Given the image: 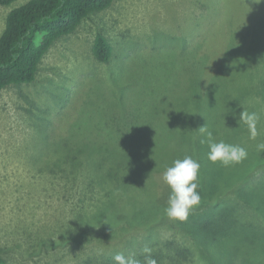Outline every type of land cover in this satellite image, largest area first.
I'll list each match as a JSON object with an SVG mask.
<instances>
[{"label": "rangeland", "instance_id": "obj_1", "mask_svg": "<svg viewBox=\"0 0 264 264\" xmlns=\"http://www.w3.org/2000/svg\"><path fill=\"white\" fill-rule=\"evenodd\" d=\"M27 1L0 5V35L10 11ZM214 1L116 0L57 41L35 81L0 92V247L8 264H79L95 252L126 257L158 241L186 248L183 264L224 263L167 219L170 225L153 224L152 235L135 226L103 243H86L75 227L84 204L95 209L94 222L111 216L123 188L115 185L108 198L101 191L113 189L118 165L164 207L172 191L164 173L190 156L197 108L218 131L215 142L248 152L229 167L207 159L211 188L222 187L207 203L241 198L228 253L232 264H264V151L257 148L264 143V0H217L216 15ZM98 33L113 45L108 63L93 55ZM244 108L260 118L256 139L239 122ZM247 176L257 186L239 189Z\"/></svg>", "mask_w": 264, "mask_h": 264}, {"label": "trees", "instance_id": "obj_2", "mask_svg": "<svg viewBox=\"0 0 264 264\" xmlns=\"http://www.w3.org/2000/svg\"><path fill=\"white\" fill-rule=\"evenodd\" d=\"M14 1L0 0V5H9ZM115 1L28 0L21 6L10 11L7 16L6 27L0 35V92L10 85H22L35 81L44 57L54 44L61 38L75 33L81 24L92 14L105 11L112 7ZM213 7V13L216 15L218 13L216 12L217 0L213 2ZM214 18L211 17V19ZM243 48L247 49L248 47L243 46ZM92 51L94 57L99 62L108 63L113 57L114 48L106 35L98 33L95 37ZM218 64L220 63H215L213 66L215 71ZM200 113L205 117L207 116L206 111L197 108L196 114L198 117L197 123L195 124L196 139L193 141V145L190 144L192 149L190 156L200 164L199 187L197 191L200 194L201 200L200 206L195 208L198 214L193 213L191 217H187L188 220L181 221L174 219L172 222L173 218L170 220L171 218L165 212V209L168 207L170 194L164 207L159 208L157 206L156 195L152 196V198L150 197L151 195L145 196L144 192L146 188L144 185L139 184L140 181H135V184L132 185L131 179L133 176L127 182L122 177L125 173L123 167L118 165L114 169V174L113 170H111V174H113L115 179V182L111 184L113 189L109 191L106 186L101 191L102 195L108 198L107 194H110L115 189V185L123 188V190L118 189L115 191L120 192V194L111 203V216L107 219L95 220L94 222L89 219V214L95 211V209L90 207L91 210L86 211L85 204L82 206L84 209V214L82 213L83 220L76 224L75 227L84 230L81 236L86 243H103L106 239L119 238L118 236L120 234L122 235L130 227L135 226L145 228L148 235H152L157 229L153 224L161 220L164 224H168L169 222L172 225L185 229L196 238L201 239L206 251L208 249L211 251L212 249L219 251L220 257L218 259L220 261L224 259L227 264L234 262L231 261V255L228 253L226 241L233 235L237 220L240 219L241 198L236 197L233 199L231 197L226 198V200L222 198L218 200V203H207V199L213 198L217 194L220 196V189L222 187L218 188L221 186L220 182L217 187L211 188L207 171V159L210 148L207 143H201V140L205 139V137L200 134L199 127L207 125V128L212 132L215 139L218 131L211 129L208 123L205 124L201 120ZM228 113L229 117L223 125H225L227 131H230L232 126L228 120L233 115L232 112ZM261 170H264L263 166ZM131 174L133 175V173ZM134 176L136 175L134 174ZM241 180L243 182L238 186L239 189L257 186L259 179L255 180L252 178L250 180L247 176ZM133 187L134 189H132ZM99 209H106V207H99ZM165 219L168 222L165 223ZM162 243L158 241L155 245L152 244L151 246L143 244L141 249L133 250L126 257H134L140 261V264H146V254L143 249L148 247L152 250L151 258L156 261V264H183L190 258L189 251L186 248L178 245H171L169 247V242ZM115 256H106L100 252H95L86 257L84 261L79 262V264H116L114 260ZM225 262L222 264H226ZM0 264H8L1 247Z\"/></svg>", "mask_w": 264, "mask_h": 264}, {"label": "clouds", "instance_id": "obj_3", "mask_svg": "<svg viewBox=\"0 0 264 264\" xmlns=\"http://www.w3.org/2000/svg\"><path fill=\"white\" fill-rule=\"evenodd\" d=\"M262 2V0H257ZM259 116L256 112H248L245 108L240 113L239 122L247 125L250 138L256 139L259 135L257 124ZM200 134L205 137L201 143H207L210 151L208 159L213 162H219L224 167H229L241 163L248 156V152L244 147L225 143L224 141L215 142L213 134L207 128V125L199 127ZM258 150L264 151V143L257 145ZM174 166L167 168L164 173V180L171 188V194L168 200V207L165 212L169 218L186 220L189 215V210L200 203L201 197L197 188L199 187L198 178L200 164L191 156H186L184 159H177L173 162ZM146 264H156V261L151 258V249L145 247L143 249ZM116 264H140V261L134 257H125L123 254H117L114 257Z\"/></svg>", "mask_w": 264, "mask_h": 264}]
</instances>
